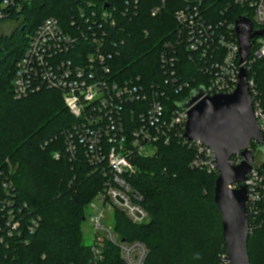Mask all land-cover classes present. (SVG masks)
<instances>
[{"label": "trees", "instance_id": "1", "mask_svg": "<svg viewBox=\"0 0 264 264\" xmlns=\"http://www.w3.org/2000/svg\"><path fill=\"white\" fill-rule=\"evenodd\" d=\"M91 1L94 5L88 8L72 0H17L4 7L0 0V23L22 19L13 34L0 37V264H94L81 226L106 177L83 156L71 160L65 154V133L73 116L59 91L16 100L12 90L17 62L44 19L65 21L77 4L98 11L105 2L117 0ZM165 1L154 17L151 9L160 0H140L139 16L114 30L118 79L140 75L147 82L165 83L170 78L159 57L165 43L175 38L174 14L182 0ZM191 56L178 46L175 77L192 85L175 97L172 109L180 108L200 85L198 63ZM56 152L62 153L58 161L53 158ZM195 156L193 147L175 138L160 142L154 156L135 160L137 172L128 183L143 197L149 221L135 225L114 211V232L122 241L148 247L144 264H221L222 252L227 260L222 217L214 201L217 175L193 167ZM249 221L250 262L264 264V202L256 222ZM102 251L100 264H123L119 249L110 242Z\"/></svg>", "mask_w": 264, "mask_h": 264}, {"label": "built area", "instance_id": "2", "mask_svg": "<svg viewBox=\"0 0 264 264\" xmlns=\"http://www.w3.org/2000/svg\"><path fill=\"white\" fill-rule=\"evenodd\" d=\"M72 1H81L88 8L94 5L91 0ZM16 2L3 0L2 6H14ZM165 3L160 0L151 15L157 16ZM139 5L140 0L107 1L100 10L87 11L77 4L65 21L47 17L28 38L12 82L16 100L46 90L61 93L73 116L65 133V154L71 160L83 156L106 177L96 197L100 207L88 216L93 228L90 251L94 264L102 261L106 242L119 249L123 264H144L148 257L149 249L144 243L122 241L114 226L104 223L105 210L121 211L135 225L149 221L141 206L143 197L128 183L137 172L135 160L154 156L160 142L168 144L182 138L195 149L193 167L219 174L212 150L184 137L190 108L172 109L175 97L192 85L175 77L178 46L190 52L198 63L202 98L233 94L244 70L262 146L251 141V170L245 181L229 187L246 188L247 215L252 224L260 216L264 202V36L251 40L249 55L241 62L236 32L240 17L252 25L251 34L264 32V0H182L174 14L175 38L165 43L159 57L162 69L170 75L165 83L147 82L140 75L118 79L114 73L113 63L120 54L114 30L123 28V21L137 18ZM167 107L171 109L168 113ZM61 156L56 152L53 158L58 161ZM243 162L240 154L229 160L231 166Z\"/></svg>", "mask_w": 264, "mask_h": 264}, {"label": "water", "instance_id": "3", "mask_svg": "<svg viewBox=\"0 0 264 264\" xmlns=\"http://www.w3.org/2000/svg\"><path fill=\"white\" fill-rule=\"evenodd\" d=\"M38 0H30L35 2ZM108 7V5H106ZM26 30L23 26L21 32ZM252 25L244 17L236 22L241 62L250 52L252 39L264 32L251 34ZM204 91L197 90L180 109H189L184 137L201 142L212 150L219 174L215 182L214 201L222 217V238L227 252V264H251L248 253L249 220L245 187L230 189V185L245 181L251 170L253 155L248 150L252 140L261 143V132L255 118L246 84L241 72L237 90L230 95L202 98ZM240 154L244 162L231 166L232 156Z\"/></svg>", "mask_w": 264, "mask_h": 264}, {"label": "rangeland", "instance_id": "4", "mask_svg": "<svg viewBox=\"0 0 264 264\" xmlns=\"http://www.w3.org/2000/svg\"><path fill=\"white\" fill-rule=\"evenodd\" d=\"M22 19L17 21H5L0 23V37L3 35L9 36L13 34L20 26ZM26 48V47H25ZM144 78V77H143ZM100 203L95 198L88 206L87 209V219L82 223V232L84 236V243L90 246L93 243V228L92 224L88 220V216L93 214L97 209H99ZM104 223L107 226H114V212L111 210H105ZM226 254L223 252L219 255L221 264H227ZM94 261V260H93Z\"/></svg>", "mask_w": 264, "mask_h": 264}, {"label": "bare ground", "instance_id": "5", "mask_svg": "<svg viewBox=\"0 0 264 264\" xmlns=\"http://www.w3.org/2000/svg\"><path fill=\"white\" fill-rule=\"evenodd\" d=\"M14 213V212H13Z\"/></svg>", "mask_w": 264, "mask_h": 264}]
</instances>
